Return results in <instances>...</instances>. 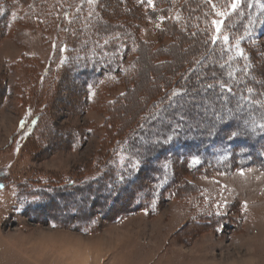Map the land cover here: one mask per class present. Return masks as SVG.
<instances>
[{"label":"rangeland","instance_id":"1","mask_svg":"<svg viewBox=\"0 0 264 264\" xmlns=\"http://www.w3.org/2000/svg\"><path fill=\"white\" fill-rule=\"evenodd\" d=\"M104 2L109 10L123 9ZM30 4L17 0L16 13ZM49 21L26 19L0 33V264H264V173L257 165L195 175L186 167L194 160L177 158L174 186L189 192L185 197L87 224L79 222L77 210L52 211L47 195L103 173L111 153L122 149L121 137L140 116L137 102L145 86L129 108L137 118L118 130L120 119L107 106L131 85L121 79L91 106L95 93L87 95L67 76L76 63L73 43L56 20ZM254 36L264 47V23ZM141 37L156 48L170 43L151 24ZM44 68L50 76L40 89L37 78ZM29 111L45 112L46 118L25 138L20 125ZM123 154L122 163L129 161V153ZM129 197H121L115 209ZM35 209L44 213L35 215Z\"/></svg>","mask_w":264,"mask_h":264},{"label":"trees","instance_id":"2","mask_svg":"<svg viewBox=\"0 0 264 264\" xmlns=\"http://www.w3.org/2000/svg\"><path fill=\"white\" fill-rule=\"evenodd\" d=\"M104 1L31 0L19 15L17 0H0V33L26 19L57 21L74 46L76 63L67 76L87 95L95 93L91 106L104 89H113L121 79L131 85L115 105L107 106L120 119L118 130L137 118L129 108L135 104L137 89L145 86L137 102L142 106L140 116L130 133L121 137L122 149L116 147L111 153L103 173L78 186L70 181L72 189H54L55 194L47 195L52 211L77 210L79 222L87 224L94 217L107 221L185 197L189 192L174 186L177 158L198 160L186 165L195 175L207 170L229 173L252 165L264 173V130L258 127L264 123V47L254 36L264 23V0H241L236 10L233 0H152L151 4L112 0L123 6L121 10H109ZM149 24L158 37L170 41L168 46L156 48L142 39ZM237 42L244 56L238 55ZM49 76V68H44L38 87ZM44 118L45 112L25 114L22 137H31ZM233 132L237 135L229 138ZM71 142L75 145L77 140ZM125 151L130 158L122 163ZM124 195L129 199L115 209ZM39 211L35 209V215Z\"/></svg>","mask_w":264,"mask_h":264},{"label":"snow or ice","instance_id":"3","mask_svg":"<svg viewBox=\"0 0 264 264\" xmlns=\"http://www.w3.org/2000/svg\"><path fill=\"white\" fill-rule=\"evenodd\" d=\"M93 2H95V0H89V3H93ZM148 2L151 4L152 0H148ZM240 2H241V0H233V4H232L233 10L238 9V7L240 5ZM224 39H225V41H227L228 40V37L225 36ZM237 47H238V55L244 56L243 49H239V42H237ZM209 87H211V85H209ZM228 91L230 92L231 89H228ZM247 91L249 93H251L252 92V89L249 88V89H247ZM242 99H243V97H242ZM252 102L253 103H259V101H252ZM258 127H260L262 130H264V123L259 124ZM236 135H237V133L236 132H233L229 138L235 137ZM198 162H199L198 160H194L193 161L194 164L195 163H198ZM241 174H243V172H241ZM0 187H2V185H0Z\"/></svg>","mask_w":264,"mask_h":264}]
</instances>
